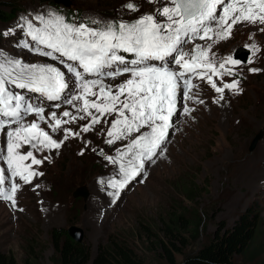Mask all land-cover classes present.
<instances>
[{
    "label": "rangeland",
    "instance_id": "1",
    "mask_svg": "<svg viewBox=\"0 0 264 264\" xmlns=\"http://www.w3.org/2000/svg\"><path fill=\"white\" fill-rule=\"evenodd\" d=\"M10 1L0 0V8L6 9L11 5ZM63 1L16 0L17 11L9 20L0 21V50L7 58L20 59L26 64H50L64 74L70 88L58 101H48L26 90H13L22 92L44 107L46 117L54 111L60 119L66 120L70 118L61 115L65 110L77 117L85 115L63 103L64 97L75 91L74 77L59 60L16 47L21 39L29 40L31 44L30 39L17 28L23 23L21 17H28L33 23L36 22L34 16L52 10L62 15L68 23L97 27L91 23L92 20L131 23L143 14H154L167 0H157L153 4L147 3V0H135L139 6L137 12L122 7L128 0H66V4H62ZM157 19L166 22L163 17ZM261 27L264 26L240 23L233 27L227 40L218 41L214 33L212 40L188 38L183 51L191 53L197 45L204 49L211 45L208 58L215 61L214 67L217 69L227 57H233L237 48H245L248 51L245 62L233 65L228 61L225 64V69H231L236 75L218 76L202 67L196 70L208 71L217 86L239 79V87L243 91L237 95L225 89L224 98L220 100V94L206 79L188 74L187 78L197 86L190 94L203 103L185 99L182 88L177 89L175 115L172 117V127L168 129L163 155L156 150L158 154L152 161L145 162L142 173L122 188L118 197L109 195L115 189L108 186L107 180L119 178V163L112 164L104 156L117 157V149L126 152L125 145L140 133H133L112 145L107 144L105 141L109 139L107 132L111 122L118 118L115 113L101 117V122L93 125L89 132L81 131L84 125L90 123L91 118L87 116L63 125L73 133L80 132V136H69L58 150L35 152L39 159L49 157L42 165H33V169L44 175L28 185L13 178L21 185L15 194V207L10 201L0 200V251L10 253L17 264H23L25 252L31 245L33 258L36 259L32 264H49L52 256L49 230H66L74 225L81 230V241L89 246L91 255L98 246L104 247L112 238L125 243L144 264H182L183 256L207 242L219 226L229 227L240 213L250 209L259 220V235L254 250L250 249L249 255L244 254L243 257L250 256L252 260L245 262L243 257L234 256L232 263L264 264V32L260 31ZM10 28L15 30L14 34L4 37L2 33ZM251 44L260 49L254 56L252 50L246 47ZM119 54L127 55V59L134 58L126 53ZM250 56L253 60L251 64L247 63ZM197 62L202 64L204 60ZM152 63L159 65L167 62ZM251 67L261 71L250 73L248 69ZM172 69L180 70L175 64H172ZM219 71L223 72L224 69ZM129 76L124 74L115 79L104 77L103 82L111 85L115 91L116 86ZM88 99L96 98L89 96ZM214 100L217 102L214 103ZM56 104L61 106L56 108ZM185 106L192 111L185 114ZM91 111L99 115L94 109ZM34 119V115L26 116L25 123ZM41 128L56 140L63 138V130L52 133L45 123H41ZM259 129H263V133L253 149L248 151L247 147ZM146 130L141 129V132ZM6 132L7 128L0 132V154L6 153ZM82 149L83 155H80ZM28 150L25 145L20 151L26 153ZM129 159L130 156H125L120 163L127 165ZM2 168H6V163L0 161ZM101 180L105 183H99ZM37 184L41 187L35 188ZM77 188H84L86 196L73 195ZM186 189H189L192 200L186 198ZM172 214L179 216L173 224L178 238L169 240L162 232V220L168 222L167 217ZM162 245L168 250L172 262L166 257Z\"/></svg>",
    "mask_w": 264,
    "mask_h": 264
},
{
    "label": "snow or ice",
    "instance_id": "2",
    "mask_svg": "<svg viewBox=\"0 0 264 264\" xmlns=\"http://www.w3.org/2000/svg\"><path fill=\"white\" fill-rule=\"evenodd\" d=\"M156 2L147 0L149 4ZM218 5L222 8L220 13L216 11ZM122 7L131 12L139 11L135 0H128ZM157 17L165 18L166 22H161ZM33 19L39 22V26L34 25L28 17H21L23 23L17 28L30 39L31 44L29 40L21 39L16 47L63 63L67 72L74 77L75 84V91L66 95L63 103L85 115L77 117L65 110L61 115L70 119L62 120L54 111L46 117L44 107L13 89L26 90L48 101H58L70 88L64 74L50 64H26L20 59L7 58L0 50V57H4L0 59V132L7 128L6 153L0 154V161L6 163V168L0 169V200L10 201L13 207L16 206L15 194L21 187L13 178L28 185L44 175L33 169V165H42L49 157L39 159L34 153L58 150L69 136H80V132L73 133L71 129L63 128V125L76 119L83 120L87 116L91 118L90 123L84 125L81 131L89 132L93 125L101 122V117L113 113L118 118L111 122L107 132L109 139L105 141L107 144L112 145L133 133H140L125 145L126 152L117 149V157L104 156L112 164L119 163V178L107 180L108 186L115 189L109 195L118 197L120 190L142 173L145 162L152 161L158 154L156 150H160L159 154L163 155L168 129L172 127V117L175 115L177 89L182 88L185 99L203 103L190 94L197 86L187 78L188 74L206 79L214 91L220 94V100L224 98L225 89L237 95L243 91L239 87V79L217 86L208 71H196L202 67L218 76L236 75L231 69H225V64L231 61L233 65H238L242 61L229 56L219 64V69H224L220 72L214 67L215 61L208 58L211 45L207 49L197 45L191 53H185L183 45L188 43L187 38L212 40L210 33H214L218 41L227 40L233 27L240 23L264 26V0H167L154 14H143L131 23L92 20L91 23L97 27L85 23H68L62 15L52 10L36 15ZM208 21L212 23H206ZM260 31L264 32V27ZM14 32L10 28L2 35L8 37ZM246 47L252 50V56L260 50L255 44ZM121 52L134 58L127 59L125 55L119 54ZM252 56L247 63L253 62ZM200 59L204 63H198ZM152 62L167 63L157 65ZM172 64L180 70H173ZM248 71L257 73L261 69L251 67ZM124 74L130 76L117 85L115 91L111 85L103 82L104 77L115 79ZM86 76L98 78L86 79ZM89 96L96 99H88ZM78 101L82 103H76ZM60 106L55 105L56 108ZM93 109L99 115L94 114L91 111ZM191 111L187 106L183 108L185 114ZM29 115H34L36 119L25 123V117ZM41 123L47 124L52 133L63 130V138L54 139L41 128ZM13 124L16 127H11ZM141 129L147 130L141 132ZM25 145L29 148L26 153L20 151ZM79 154L83 155V149ZM125 156H130L127 165L120 163ZM29 160L30 163H25ZM40 187L39 184L35 185V188Z\"/></svg>",
    "mask_w": 264,
    "mask_h": 264
},
{
    "label": "trees",
    "instance_id": "3",
    "mask_svg": "<svg viewBox=\"0 0 264 264\" xmlns=\"http://www.w3.org/2000/svg\"><path fill=\"white\" fill-rule=\"evenodd\" d=\"M11 0L6 9L0 8V21L9 20L17 11L15 2ZM14 4V5H13ZM184 191L188 200L192 196ZM179 216L168 215L167 221L162 220V232L167 239H177V233L173 228L175 220ZM174 219V220H173ZM256 214L250 209L240 213L229 227L219 226L212 237L193 252L183 256L182 264H233L234 256L243 257L249 255V250L256 247L259 227ZM52 256L49 264H144L137 258L134 252L121 241L109 238L104 247H97V251L91 255L89 246L83 241H75L70 238L64 228H51L48 234ZM25 252L22 263L32 264L33 258L31 245ZM166 257L172 262L168 250L162 245ZM252 257H243L245 262L251 261ZM0 264H17L14 257L4 251H0Z\"/></svg>",
    "mask_w": 264,
    "mask_h": 264
},
{
    "label": "water",
    "instance_id": "4",
    "mask_svg": "<svg viewBox=\"0 0 264 264\" xmlns=\"http://www.w3.org/2000/svg\"><path fill=\"white\" fill-rule=\"evenodd\" d=\"M61 0H53V2L55 3H59ZM62 3V2H61ZM62 4H66V0L63 1ZM247 55H248V51L243 48V47H239L237 48V50H235L233 52V58L234 59H237V60H240L242 62H245L246 58H247ZM263 133V129H259L255 134L254 136L252 137L248 147H247V150L248 151H251L256 143V141L261 137ZM73 195H80L82 197H85L86 196V191L84 188H77L76 190H74L73 192ZM66 233L67 235L72 238L73 240L75 241H81V238H82V232L79 228H77L76 226L74 225H70L66 228Z\"/></svg>",
    "mask_w": 264,
    "mask_h": 264
},
{
    "label": "bare ground",
    "instance_id": "5",
    "mask_svg": "<svg viewBox=\"0 0 264 264\" xmlns=\"http://www.w3.org/2000/svg\"><path fill=\"white\" fill-rule=\"evenodd\" d=\"M220 9L222 10V8H221V6H217V9H216V11H217V13H219V11H220ZM89 11V10H88ZM84 12H86V11H84ZM84 12H83V14H84ZM88 13H90V12H88ZM83 16V15H82ZM84 16H87V15H85L84 14ZM210 22V23H209ZM33 23H35L37 26H39V22L38 21H36V22H33ZM206 23H209V24H211V21H208V22H206ZM243 24H245V23H243ZM255 25H259V24H255ZM213 27L215 28V25L213 24ZM238 27V26H237ZM250 27H252V26H250ZM249 30V29H248ZM210 35H212L213 36V33H210ZM215 35V34H214ZM213 38H214V36H213ZM188 39V38H187ZM207 38H205L204 40H206ZM193 40H200L199 38H196V39H193ZM198 42V41H197ZM216 42V41H215ZM201 43H203V42H201Z\"/></svg>",
    "mask_w": 264,
    "mask_h": 264
}]
</instances>
